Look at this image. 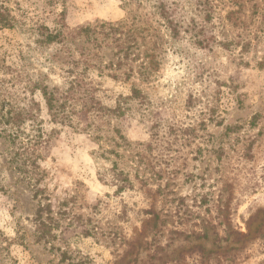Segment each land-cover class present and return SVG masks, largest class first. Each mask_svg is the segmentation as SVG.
Returning a JSON list of instances; mask_svg holds the SVG:
<instances>
[{
	"label": "rangeland",
	"instance_id": "374dc122",
	"mask_svg": "<svg viewBox=\"0 0 264 264\" xmlns=\"http://www.w3.org/2000/svg\"><path fill=\"white\" fill-rule=\"evenodd\" d=\"M165 1L177 4L175 19L197 21L206 45L183 31L171 38L153 0H6L0 264H264V0ZM127 11L146 15L160 38L144 58L149 77L136 72L146 37L130 78L109 68L82 78L106 106L131 85L147 99L94 118L74 82L78 38L65 39L69 50L43 45L36 28L114 23ZM35 81L72 108L64 123L52 120ZM18 110L19 127L6 123ZM113 162L132 188L116 191ZM40 206L51 219L46 238L36 231Z\"/></svg>",
	"mask_w": 264,
	"mask_h": 264
},
{
	"label": "trees",
	"instance_id": "16d2710c",
	"mask_svg": "<svg viewBox=\"0 0 264 264\" xmlns=\"http://www.w3.org/2000/svg\"><path fill=\"white\" fill-rule=\"evenodd\" d=\"M124 5L136 1L139 5L141 0H122ZM153 6L156 8V12L162 19L165 28L168 30L169 35L173 39H178L181 31L187 34L190 39L196 45H202L206 42L202 36L201 26L194 18L190 20L175 19L174 13L177 4L173 2H166L165 0H153ZM127 16L118 22H97L94 24H88L79 26L75 29H69L65 25H59L54 29H49L44 25H38V42L40 44L50 43H63V49H68L67 41L65 39L78 38V65L81 67V72L78 74V78L74 80L78 86V91L83 90V105L84 110L94 114V118L101 115L107 116H123L129 110L126 106L127 102L135 100L139 103H143L147 99V94L139 87L131 85L129 94L118 96L117 100L112 106L103 105L100 100L96 99L92 88H87L83 81V76L92 70H102V68L112 69V73L108 74L110 77L116 79L118 77L117 70L123 69L125 78L128 79L133 74L134 67L131 65L132 61H136L141 55L139 49L141 43L148 37V50L155 49L160 42V38L156 35L155 28H152L146 15L135 11L126 12ZM208 15H206V18ZM209 19V18H208ZM13 27V16L11 15L10 8L6 4V0H0V28ZM65 41V42H64ZM102 51H110L111 58L107 63H103L101 56L98 53ZM145 55V56H144ZM142 55L140 63L136 66V72L139 76H143L147 79L150 72H147L148 64L144 60L147 57L148 52ZM260 66H264V58L259 62ZM126 66V68H125ZM69 88L65 91L69 94L72 89L73 82H69ZM38 89L45 105L48 109L53 121H58L60 124L64 123V120L69 119V113L65 112V103H58L59 97L56 94L55 89L49 88L47 84L39 83L35 81L33 87ZM55 90V91H54ZM66 97V96H65ZM66 97L65 99H67ZM73 113V111L71 112ZM22 111L6 116L5 122L19 127L23 122ZM18 130V129H17ZM112 176L116 191H122L124 189L132 188V181L127 172L118 169L117 164H112ZM43 206H40L36 211V231L40 237L46 238L51 235L50 217H43ZM1 234V233H0ZM2 235V234H1ZM5 239L4 236H1Z\"/></svg>",
	"mask_w": 264,
	"mask_h": 264
}]
</instances>
